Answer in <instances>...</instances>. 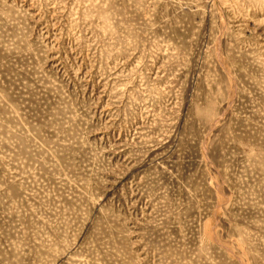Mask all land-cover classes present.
Here are the masks:
<instances>
[{
    "label": "rangeland",
    "instance_id": "obj_1",
    "mask_svg": "<svg viewBox=\"0 0 264 264\" xmlns=\"http://www.w3.org/2000/svg\"><path fill=\"white\" fill-rule=\"evenodd\" d=\"M0 264H264V0H0Z\"/></svg>",
    "mask_w": 264,
    "mask_h": 264
}]
</instances>
